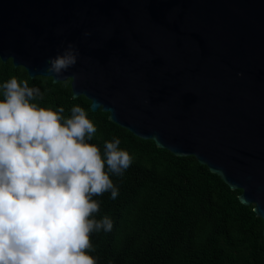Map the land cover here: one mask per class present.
<instances>
[{"label":"water","instance_id":"1","mask_svg":"<svg viewBox=\"0 0 264 264\" xmlns=\"http://www.w3.org/2000/svg\"><path fill=\"white\" fill-rule=\"evenodd\" d=\"M66 51L75 65L47 72ZM0 60L193 156L241 191L264 237V0H0Z\"/></svg>","mask_w":264,"mask_h":264},{"label":"trees","instance_id":"2","mask_svg":"<svg viewBox=\"0 0 264 264\" xmlns=\"http://www.w3.org/2000/svg\"><path fill=\"white\" fill-rule=\"evenodd\" d=\"M12 78L39 88L44 99L34 102L63 107L66 118L73 106L82 107L97 128L88 142L102 155L105 141L119 138L120 149L132 157L122 177L110 174L116 199L110 193L93 197L100 203L94 218L107 215L113 222L110 232L91 235L95 251L89 254L97 264H264L263 222L252 205L238 201L240 190H231L193 156H174L110 122L107 113L92 112L88 99L72 97L69 80L30 78L11 60H0V84Z\"/></svg>","mask_w":264,"mask_h":264},{"label":"clouds","instance_id":"3","mask_svg":"<svg viewBox=\"0 0 264 264\" xmlns=\"http://www.w3.org/2000/svg\"><path fill=\"white\" fill-rule=\"evenodd\" d=\"M75 63L66 51L46 71L59 76ZM0 90V264H97L91 235L113 222L94 218L93 197L116 199L110 174L122 177L131 155L119 138L105 141L103 155L89 143L97 128L78 105L66 118L63 107L35 103L44 94L26 81L12 78Z\"/></svg>","mask_w":264,"mask_h":264}]
</instances>
